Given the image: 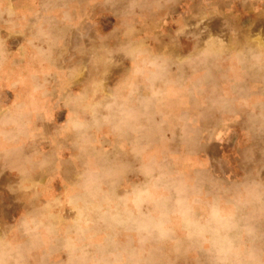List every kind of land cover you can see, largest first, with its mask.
Returning <instances> with one entry per match:
<instances>
[{
    "label": "rangeland",
    "instance_id": "obj_1",
    "mask_svg": "<svg viewBox=\"0 0 264 264\" xmlns=\"http://www.w3.org/2000/svg\"><path fill=\"white\" fill-rule=\"evenodd\" d=\"M37 3L0 0V264H264V0Z\"/></svg>",
    "mask_w": 264,
    "mask_h": 264
},
{
    "label": "crops",
    "instance_id": "obj_2",
    "mask_svg": "<svg viewBox=\"0 0 264 264\" xmlns=\"http://www.w3.org/2000/svg\"><path fill=\"white\" fill-rule=\"evenodd\" d=\"M53 1V0H38L37 7H42L47 2ZM57 2V1H56ZM109 31L105 32L104 35H108ZM251 39H253L251 37ZM121 78L125 79V82H129L127 79L128 77L122 76ZM120 78V79H121ZM86 80L82 81L85 82ZM127 92V91H126ZM125 93H123L124 95ZM77 97H81V93L77 94ZM264 98V43L259 42H251V99H262ZM23 105V108L19 109V106ZM32 110V109H31ZM30 112V107L27 106L26 101L23 100V97L17 96L14 100L11 101V104H9L2 113L0 112V141H4L6 143L5 146H7L9 152L16 153V156H13L11 158H14V160L19 161L27 159L29 157L27 155V146L31 143V135H32V127L31 125H28V122H30V119H27V114ZM93 110H91V113ZM12 114L15 118H17V122H14V125L3 127L2 124L4 123L6 119L7 114ZM26 114V115H25ZM21 115V116H19ZM72 118V113L68 111L66 113V117L62 119L59 126L63 127L64 125H69V121ZM56 126V127H59ZM56 129V128H55ZM13 141V142H9ZM8 155V154H7ZM18 157V158H17ZM27 159L26 161H28ZM65 156H61L59 159L57 158L56 164L58 167L62 162H64ZM52 161V160H51ZM55 161V160H54ZM9 163V162H7ZM10 164V163H9ZM28 164L26 165V168L23 172L19 174L20 178L27 179L28 183H25L23 185L24 188L31 187V183H29L31 178L28 176V170L31 169V166L28 167Z\"/></svg>",
    "mask_w": 264,
    "mask_h": 264
}]
</instances>
